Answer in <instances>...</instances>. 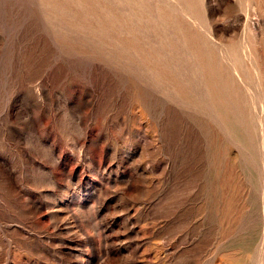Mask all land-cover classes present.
<instances>
[{
  "label": "rangeland",
  "instance_id": "374dc122",
  "mask_svg": "<svg viewBox=\"0 0 264 264\" xmlns=\"http://www.w3.org/2000/svg\"><path fill=\"white\" fill-rule=\"evenodd\" d=\"M249 1L0 0V264H262L258 170L189 102L234 64L258 146Z\"/></svg>",
  "mask_w": 264,
  "mask_h": 264
},
{
  "label": "bare ground",
  "instance_id": "6f19581e",
  "mask_svg": "<svg viewBox=\"0 0 264 264\" xmlns=\"http://www.w3.org/2000/svg\"><path fill=\"white\" fill-rule=\"evenodd\" d=\"M139 2V1H138ZM174 2V1H173ZM250 1L248 0V3ZM255 2V1H254ZM175 3V2H174ZM172 3V4H174ZM137 4V2H136ZM178 5V4H177ZM247 5V4H246ZM249 5V4H248ZM263 4H261V7ZM174 6V5H172ZM176 6V5H175ZM250 6V5H249ZM260 6V5H259ZM258 6V8H260ZM138 7V5H137ZM173 8V7H172ZM181 10V6L178 7ZM177 8V9H178ZM185 8V7H184ZM257 8V7H256ZM255 8V9H256ZM155 9V8H154ZM247 9V8H246ZM264 10V7L261 8ZM175 10V9H174ZM187 10V9H186ZM178 12V10H176ZM188 11V10H187ZM247 11V10H246ZM257 11V10H256ZM183 12V11H181ZM180 12V13H181ZM189 12V11H188ZM150 13V12H149ZM185 14V12H183ZM190 14V13H189ZM111 15V14H110ZM264 15V13H263ZM186 16V14H185ZM262 16V15H261ZM247 17V16H246ZM112 18V17H111ZM192 18V21H194V18ZM255 18V17H254ZM158 19V18H157ZM126 22V21H125ZM124 22V23H125ZM195 22V21H194ZM196 23V22H195ZM198 23V22H197ZM196 23V24H197ZM252 23V21H251ZM257 23V22H256ZM255 23V25H256ZM195 24V25H196ZM250 24V23H249ZM164 25V24H163ZM198 25V24H197ZM251 25V24H250ZM199 26H201L199 22ZM203 26V25H202ZM201 26V27H202ZM259 26V25H258ZM200 27V28H201ZM252 27V26H251ZM256 28V27H255ZM118 29V28H117ZM202 29V28H201ZM196 30V29H195ZM205 30V29H204ZM260 30V29H259ZM258 30V31H259ZM171 31V30H170ZM257 31V32H258ZM206 33V32H205ZM208 33V32H207ZM262 32L260 33V35ZM148 35V34H146ZM168 35V34H167ZM206 35V34H205ZM210 35V34H209ZM207 34V36H209ZM256 35V34H255ZM151 38L154 36L153 34L149 35ZM176 37V36H175ZM260 37V36H259ZM211 38V37H210ZM94 39V38H93ZM155 39V38H153ZM152 39V40H153ZM209 39V38H208ZM175 40V39H174ZM130 41V40H129ZM132 41V40H131ZM211 41V39H210ZM209 41V42H210ZM178 42V41H177ZM217 42V41H216ZM157 43V42H156ZM159 43V41H158ZM218 43V42H217ZM213 44V43H212ZM248 44V43H247ZM258 45V44H257ZM159 46V45H158ZM180 46V44H179ZM246 46V44H245ZM249 45L246 46V49L249 48ZM120 48V47H118ZM183 48V47H182ZM181 48V49H182ZM217 48V47H216ZM220 48V47H219ZM222 48V47H221ZM262 48V47H261ZM160 49V48H159ZM245 49V50H246ZM219 50V49H218ZM221 50V49H220ZM248 50V49H247ZM250 50V49H249ZM224 51V50H223ZM226 51V50H225ZM220 53V51H218ZM228 52V51H227ZM226 52V55L228 53ZM250 51H248L249 54ZM223 53V52H222ZM232 53V52H231ZM251 53V52H250ZM164 54V53H163ZM166 54V53H165ZM181 54V53H180ZM221 54V53H220ZM224 54V53H223ZM114 55H116L114 53ZM169 55V54H168ZM219 55V54H218ZM253 56V54L251 53ZM264 55V54H263ZM161 56V55H160ZM191 56V55H190ZM225 56V55H224ZM250 56V54H249ZM221 59L222 56L220 55ZM138 58V57H137ZM224 58V57H223ZM227 58H231L230 56ZM226 58V60H228ZM246 58V56H245ZM112 60V59H111ZM186 60V59H185ZM249 62V58L247 59ZM252 60V59H251ZM246 61V59H245ZM126 62V61H124ZM199 64H201V61L198 59ZM226 62V61H225ZM231 62V61H230ZM131 63V62H130ZM227 63V62H226ZM247 64L246 62H244ZM134 64V63H132ZM228 64V63H227ZM249 64V63H248ZM251 64V63H250ZM112 65V64H111ZM165 65V64H164ZM188 65V64H187ZM182 66V65H181ZM198 66V65H197ZM258 66V65H257ZM173 68V64L171 66ZM177 67V66H176ZM184 67V65H183ZM136 68V67H135ZM186 68V67H185ZM174 69V68H173ZM189 69V68H188ZM135 70V69H134ZM183 70V69H182ZM257 71V70H256ZM254 71V72H256ZM264 71V70H263ZM195 72V71H194ZM191 73V72H190ZM133 74V73H132ZM147 74V73H146ZM256 74V73H255ZM148 75V74H147ZM197 75V74H196ZM200 75V74H199ZM213 72L211 70H208L207 72H202V79L199 82H196L195 87H198V90L202 92L198 94V98L196 101L192 100L190 98L189 102L192 101L193 105H196L200 108L206 107L208 110L206 112L205 120H207V128H208V136L210 138L209 140V151L211 153V156L213 158L216 157V154L223 153L222 145L218 146L220 136L225 137V140L228 139L232 143H235L240 148H238V152L235 153V155L230 159L232 167H236L239 163V159H244L245 163L251 168H257L259 178L257 180L259 189H260V197H261V204L263 208V218H264V92L261 93H255L250 91L248 89L250 94H252V102L255 103L260 108L261 116L259 117V131L257 132V142L258 146L254 147L255 140L251 138L249 133V123L247 121V116L245 112V104H247V98H240L241 92L244 91L243 85L245 87L246 84V77L244 76L242 70L238 68L237 66L230 65L229 71L226 75L223 73H219V83L218 82H212L213 78ZM139 78V76H137ZM127 78V77H126ZM148 78V77H147ZM192 78V77H191ZM194 78V77H193ZM199 78V77H198ZM181 79V78H180ZM187 79V77H186ZM195 79V78H194ZM193 79V80H194ZM258 80V79H257ZM137 81V80H136ZM145 82V78H144ZM153 82V81H152ZM194 82V81H193ZM154 83V82H153ZM195 83V82H194ZM257 83V82H256ZM192 84V83H191ZM143 86V85H142ZM148 86V85H147ZM157 87V86H156ZM222 87L224 91V99L220 97V88ZM225 87V90H224ZM247 88V87H246ZM157 90H159L157 88ZM156 90V91H157ZM153 91V90H152ZM196 91V90H195ZM145 92V91H144ZM157 93V92H156ZM240 93V94H239ZM158 94V93H157ZM161 97V96H160ZM167 97V96H166ZM150 101V100H149ZM148 101V102H149ZM179 100L177 99V102ZM147 102V101H146ZM173 101H171L172 103ZM180 103V102H179ZM149 105V104H148ZM189 103V107H194ZM254 107V106H253ZM136 108V107H135ZM188 110V109H187ZM255 110V109H254ZM193 111V109H192ZM202 113V112H201ZM204 113V112H203ZM257 113V112H256ZM133 114V113H132ZM199 114V113H198ZM136 117V116H135ZM254 126V124H253ZM131 129V128H130ZM139 129V128H138ZM140 132V131H139ZM259 139V141H258ZM205 140V139H204ZM205 142V141H204ZM224 154V153H223ZM207 162V161H206ZM143 163V162H142ZM256 171V170H255ZM234 172V171H233ZM234 174V173H233ZM252 174V171H251ZM253 186V185H251ZM247 193V191H246ZM245 196V195H244ZM246 209V208H245ZM264 220V219H263ZM264 224V223H263ZM241 229V228H240ZM263 235H262V246H263V252H262V259L261 263L264 264V228H263ZM261 249V248H260ZM260 251V250H259ZM259 257V256H258ZM260 261V260H259ZM233 264V261H231ZM258 264V263H257Z\"/></svg>",
  "mask_w": 264,
  "mask_h": 264
}]
</instances>
